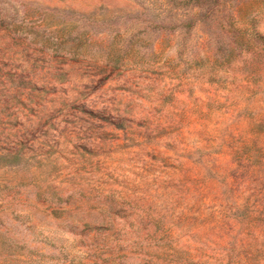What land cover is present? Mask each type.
<instances>
[{"label": "rangeland", "instance_id": "rangeland-1", "mask_svg": "<svg viewBox=\"0 0 264 264\" xmlns=\"http://www.w3.org/2000/svg\"><path fill=\"white\" fill-rule=\"evenodd\" d=\"M0 0V264H264V0Z\"/></svg>", "mask_w": 264, "mask_h": 264}, {"label": "trees", "instance_id": "trees-1", "mask_svg": "<svg viewBox=\"0 0 264 264\" xmlns=\"http://www.w3.org/2000/svg\"><path fill=\"white\" fill-rule=\"evenodd\" d=\"M196 2H197L196 4H200V3H199V0H196Z\"/></svg>", "mask_w": 264, "mask_h": 264}]
</instances>
